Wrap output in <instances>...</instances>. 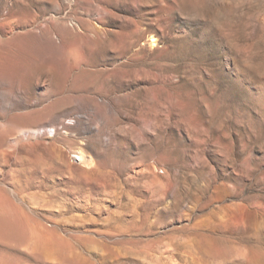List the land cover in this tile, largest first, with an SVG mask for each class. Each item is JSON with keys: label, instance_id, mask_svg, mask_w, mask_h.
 I'll use <instances>...</instances> for the list:
<instances>
[{"label": "rangeland", "instance_id": "rangeland-1", "mask_svg": "<svg viewBox=\"0 0 264 264\" xmlns=\"http://www.w3.org/2000/svg\"><path fill=\"white\" fill-rule=\"evenodd\" d=\"M0 264H264V0H0Z\"/></svg>", "mask_w": 264, "mask_h": 264}, {"label": "bare ground", "instance_id": "bare-ground-1", "mask_svg": "<svg viewBox=\"0 0 264 264\" xmlns=\"http://www.w3.org/2000/svg\"><path fill=\"white\" fill-rule=\"evenodd\" d=\"M155 41H156V39H154L152 37V42L155 43ZM79 159H80V161L85 162V154L82 151L80 152Z\"/></svg>", "mask_w": 264, "mask_h": 264}]
</instances>
